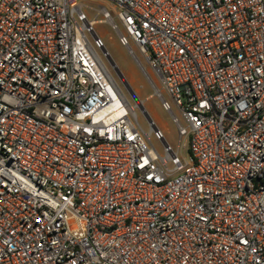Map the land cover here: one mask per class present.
<instances>
[{
	"label": "built area",
	"instance_id": "2783aa9c",
	"mask_svg": "<svg viewBox=\"0 0 264 264\" xmlns=\"http://www.w3.org/2000/svg\"><path fill=\"white\" fill-rule=\"evenodd\" d=\"M102 1L0 0V264H264V0Z\"/></svg>",
	"mask_w": 264,
	"mask_h": 264
},
{
	"label": "rangeland",
	"instance_id": "374dc122",
	"mask_svg": "<svg viewBox=\"0 0 264 264\" xmlns=\"http://www.w3.org/2000/svg\"><path fill=\"white\" fill-rule=\"evenodd\" d=\"M85 1L93 2L95 5L100 3L106 4V2L102 0ZM96 29L98 33L102 36L113 60L116 62L120 71L126 77L128 84H130L131 87L134 89L139 99L144 101L145 108L147 109L151 117L159 125V127L163 130L168 142L173 147H176L179 141L177 127L174 124L170 113H168L162 108L160 100L154 94L149 80L139 67L134 57L129 53L127 48H125L119 43L118 34L111 28L110 25L106 23H98L96 25ZM131 46L134 49L136 55L139 58H142V55L140 54L136 46L133 43H131ZM142 63L148 71V66L144 59H142ZM107 65L115 76L117 82L121 86L130 103L135 104V99L132 97L119 75L115 72V70L111 67L109 63H107ZM148 72L151 76L155 77V75L150 70ZM174 111L176 110L174 109ZM137 115L141 126L146 131H148L149 127L147 120L145 119L140 109L137 110ZM153 144L159 152H163V147L158 141L154 139Z\"/></svg>",
	"mask_w": 264,
	"mask_h": 264
}]
</instances>
